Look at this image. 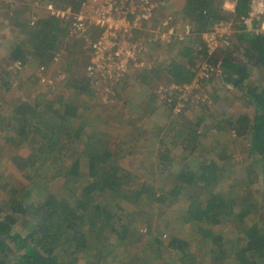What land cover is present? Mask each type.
<instances>
[{
    "label": "trees",
    "instance_id": "1",
    "mask_svg": "<svg viewBox=\"0 0 264 264\" xmlns=\"http://www.w3.org/2000/svg\"><path fill=\"white\" fill-rule=\"evenodd\" d=\"M46 1L61 7L71 5L78 11L86 0ZM212 1L187 0L185 3L186 15L197 20L200 32L223 18L233 19L235 26L241 27L238 20L247 12V0H238L235 12L227 11L231 16H225L223 9L214 11ZM9 12L6 11L5 18L14 22L20 29V35L26 37L17 42L10 52L11 60L26 61L27 55H32L40 60V64H49L68 36L69 22L41 18L33 27L21 22L22 10ZM236 37L248 43L246 54L255 62L241 63L233 58L232 50L238 47L237 43H233V48L223 56L222 77L233 86L244 88L245 99L252 104L254 111L251 115L231 114L224 108L221 111V88L209 91L208 87L214 81L213 76L206 82L204 91L213 100L215 110L203 117L214 119L218 129H234L240 141L246 138L247 155L243 167L247 183L241 190L235 188L226 194L216 189V179L221 178L225 171L226 150L222 151L219 159H206L199 152L197 168L183 163L175 169L168 149L164 148L163 136L159 138L158 169L152 176L148 173L149 178L142 179L135 170L120 162L121 141L94 124L95 119L97 121L101 116L97 111L92 115L90 103L76 104L58 99L40 106L20 102L12 109L7 121L6 118L0 119V126L3 131L12 134L11 144L16 139L26 140L31 146L32 157L18 158L13 153L17 158L13 159L14 162L28 180L23 190L11 185L0 173V264H78L80 254L89 247L94 248L91 264H99L110 258L118 245L124 244L123 238L126 239L131 230L127 223L131 222L133 228L137 226L132 212L143 213L146 210L153 213L154 203L172 207L183 201V197L187 202L184 220L188 223L205 222L208 227L202 230L204 236L212 238L219 246L210 258L211 264H222L231 251L236 264H264V84L251 86L247 82L253 68L251 65L264 66V33L239 31ZM175 53L188 61L192 58L191 48L187 46H182L181 52ZM176 58H170L165 66L170 80H191L193 73L186 68L185 61ZM147 74L138 73L136 76L148 81ZM71 80L78 97L89 89L86 76L81 79L71 77ZM218 117L221 118L216 119ZM197 120L194 125L191 121H184L189 127L180 153L184 160L198 150L201 119ZM78 157L88 159V183L82 187L76 184L79 178L72 174L71 169ZM59 176L75 183V187L71 188L72 194L77 197L75 204L50 189L51 182ZM124 180L134 182L135 186L126 185ZM260 180L263 184L257 187ZM2 192L6 196L1 197ZM123 201L134 202L132 212L127 211ZM225 216L243 226V231L236 234L232 250L224 246L223 233H214L210 229ZM16 225H20L21 229L16 230ZM117 228H121L123 236L111 244L108 230ZM151 243L162 247L159 237ZM169 246L183 253L189 242L173 235ZM196 259L197 256L191 254L184 262L196 264Z\"/></svg>",
    "mask_w": 264,
    "mask_h": 264
},
{
    "label": "rangeland",
    "instance_id": "2",
    "mask_svg": "<svg viewBox=\"0 0 264 264\" xmlns=\"http://www.w3.org/2000/svg\"><path fill=\"white\" fill-rule=\"evenodd\" d=\"M13 6L10 5L9 0H0V67L5 68L0 73V119L10 116L12 109L20 102L37 103L42 105L44 102L57 101L63 99L65 101L73 102L76 104L90 103L94 111H97L101 116L96 121L103 123L102 121H109L110 128L109 133H116L118 141L120 143L119 160L124 165L126 164L135 170L142 179H147L154 171H157V157L151 155L147 156V151L140 143L136 142V138L140 137L139 134L143 133L146 129L148 134L153 136V142H155V150H159L158 140L159 138L167 139L168 143L164 148L168 149L169 155L172 157V164L177 169L183 163L188 164L191 167L197 168L199 166V155L206 159H219V155L223 150H226L225 171L221 178H217L215 186L217 190L227 192L242 187L247 183V177L244 171V159L247 155L246 138L241 141L237 137L236 131L232 132L231 128L218 129L215 127V120L211 117H203L206 113L211 114L215 110V105L211 99L209 106H200L195 110L186 109L181 113H175L170 105L161 101L158 95V87L160 85H167L171 81L170 74L165 70V66L170 62V58L177 57L175 60H181L189 62L188 59L179 57L175 52H181L182 46L190 47L194 42L193 40H185L184 42L177 43L175 46L167 48V52L164 53L162 63L157 67L151 69V73L147 74L146 80L142 81L140 77L136 75L141 72H134L128 76L129 86L127 89L123 87L121 93H124L123 99L125 101L114 100L110 103L100 102L94 96V91L89 88L83 95L77 96L75 93L74 81L71 77H77L79 79L85 74V66L89 58V37H75L72 38L66 35L64 41L59 49L61 51L60 60L55 62L53 59L49 64H40V60L32 55H27L26 61H23V68L20 73H16L7 69L6 66L10 61V52L14 49L17 42L26 39L25 35H20L19 27L12 21L5 18V13L8 10L20 9L22 10L21 22L29 23L31 16L35 14L37 17L48 18V14L44 8L34 7L32 3L37 0H13ZM46 1V0H40ZM160 6L157 11V15L154 20H158L163 16V13L174 12L176 15L183 17L184 20L191 21L194 26L198 28L197 20L188 17L185 11V3L187 0H154ZM228 4L231 7L229 0H213L212 5L214 11L223 9L225 16H231L224 10ZM9 7V8H8ZM230 12V11H228ZM50 19V18H49ZM236 24V23H235ZM234 27L240 29L238 26ZM36 24L33 27H36ZM31 26V25H30ZM69 27V24H68ZM68 30V28H67ZM208 30V29H207ZM199 31V29H198ZM206 31V30H205ZM238 31V30H237ZM239 32V31H238ZM95 34V31L93 32ZM141 37L146 38L145 41L148 48L150 59L155 60L159 51L158 45L152 41H148V33L142 32ZM88 38V39H87ZM233 43H237L238 47H234L232 50V56L241 63L255 62V59H251L246 54V47L248 43L246 41L237 40L236 32L232 37L230 46L223 53H227V50L233 48ZM26 45H29L26 42ZM179 47V49H176ZM30 48V45L29 47ZM155 55V56H154ZM192 61V59L190 60ZM41 65H45V73L54 82V87H50L48 82H41L38 79L37 72ZM251 69V76L247 79V82L251 85H263L264 84V66H254ZM159 67V68H158ZM157 70V71H156ZM153 71V72H152ZM222 66L218 68L217 73L214 74V81L210 82L209 91L221 88L222 102L221 111L223 108L228 113H253L252 104H248L245 99V91L242 87L233 86L229 81H225L222 77ZM152 73H155L154 75ZM65 76V77H64ZM149 77V78H148ZM213 78V77H212ZM127 79V80H128ZM207 82V81H206ZM206 82H204V90H206ZM89 83V82H88ZM203 90V91H204ZM78 97V98H77ZM139 98V99H138ZM131 99V100H130ZM152 103H149V102ZM164 105V106H163ZM219 107V105H217ZM156 107V109H155ZM150 109H155L157 115H151ZM176 114V115H175ZM218 117L216 119H219ZM197 119H201V126L198 128L199 142L198 150L196 153L190 155L188 160L181 158L180 153L182 151V145L185 143V138H181L184 133L188 132V125H184L183 121H191L194 125L198 122ZM158 120V121H157ZM190 123V122H189ZM106 125L103 124V128ZM182 126V127H181ZM180 127V128H179ZM135 129V131H134ZM105 131L107 129L104 128ZM208 131V132H206ZM108 132V131H107ZM175 135L179 137L178 144L169 142V139ZM12 134L9 131H3L0 126V173L4 175L7 180L14 187L23 190L28 180L25 178L23 172L18 169L14 162L13 153L18 158L20 156L32 157L31 146L27 144L26 140L21 141L16 139L15 142H10ZM180 138L182 139L180 141ZM81 145V144H80ZM151 149V148H150ZM170 149V150H169ZM13 156V157H12ZM147 163H151L150 172L146 171L144 166H148ZM72 174L78 176V184L80 187L88 183V159L86 157H78L71 167ZM124 180L126 185L135 186V183ZM263 184L260 180L257 187ZM75 187V183L70 182L65 176H59L54 179L50 184V189L54 193H60L67 197V199L73 204L76 203L77 197L72 194L71 188ZM4 192L1 193V197H4ZM6 196V195H5ZM123 197H126L123 195ZM183 201L176 203L172 207L167 205H160L154 203L152 208L153 213H147L146 210L143 213H133L134 202L127 203L123 201V204L128 207L127 211L132 212V216L137 219V226L129 222L127 225L131 227L128 232L127 238L124 239V244L118 245L116 252L111 255L110 258L102 260L99 264H185L184 260L191 254L197 256L196 264H211V256L214 250H218L219 246L212 238L204 236L202 230L207 228L208 225L205 222L188 223L184 220L187 202L185 198ZM151 209V208H150ZM154 209V210H153ZM239 221V220H237ZM122 225V224H121ZM16 230L21 229L20 225H16ZM211 230L214 233H223L224 246L232 250L234 248L233 242L237 233L243 231V226L237 222L231 221L230 218L221 217L220 222L211 225ZM109 243L115 244L119 237L123 236L121 228L108 230ZM173 235L180 236L188 240L189 246L185 248L183 253L177 251L175 247L169 246V242ZM155 237H159L162 241V247L159 248L157 244L151 243ZM127 241V242H126ZM94 248L89 247L85 252L80 254L78 264H91ZM181 253V254H179ZM106 261L107 263H104ZM222 264H236V260L233 259L232 251L231 255L226 256L222 261ZM256 264V263H254Z\"/></svg>",
    "mask_w": 264,
    "mask_h": 264
},
{
    "label": "built area",
    "instance_id": "3",
    "mask_svg": "<svg viewBox=\"0 0 264 264\" xmlns=\"http://www.w3.org/2000/svg\"><path fill=\"white\" fill-rule=\"evenodd\" d=\"M229 1L231 7L226 4L224 10L235 12L238 0ZM247 1V12L238 20L240 29L234 27L233 19L223 18L202 32L191 21L184 20L174 12L163 13L158 20H154L161 6L154 0H86L78 11L70 5L61 7L51 1L37 0L32 5L44 8L50 19L69 22L70 37H89L90 54L85 74L95 98L105 104L117 97L129 75L150 72L162 63L168 47L187 39L193 40L190 46L192 61L185 63L186 68L193 73L192 79L171 81L158 87L159 98L178 114L189 108L196 110L202 105L209 106L211 98L203 91L204 82L211 79L221 67L223 53L230 46L235 32L264 33V0ZM9 2L13 6L14 1ZM39 19L33 14L28 22L35 26ZM142 32L148 33V41L158 45L155 60L149 58L151 54L146 38L140 36ZM60 54L61 51H58L53 57L57 63ZM6 66L8 70L20 73L23 61L11 60ZM45 70V65H41L37 72L38 79L54 87L53 80L46 75ZM0 71L3 72L2 67Z\"/></svg>",
    "mask_w": 264,
    "mask_h": 264
},
{
    "label": "crops",
    "instance_id": "4",
    "mask_svg": "<svg viewBox=\"0 0 264 264\" xmlns=\"http://www.w3.org/2000/svg\"><path fill=\"white\" fill-rule=\"evenodd\" d=\"M142 73H151V72H142ZM130 79V78H129ZM129 79L127 80V82H126V84H125V89H127V87L129 86ZM124 89V88H123ZM124 93H121V90L119 91V94L117 95V97L114 99V102L115 101H120L121 103H123L124 101H125V99H123V95ZM139 99V98H138ZM131 100V99H130ZM161 100V99H160ZM48 101H50L49 99H48ZM162 101V100H161ZM149 103H152L151 101L149 102ZM34 104V103H33ZM164 106V105H163ZM155 109H156V107H155ZM155 109H150L151 111H150V113L149 114H151V115H154L155 116V114L157 115V113H156V111H155ZM94 113V114H93ZM96 113H95V111H94V109L92 108V115H95ZM101 120H102V118H101ZM158 121V120H157ZM103 123H100V124H98L99 122H97L96 123V119H95V121H94V124H96L101 130H103V131H105L104 130V128L105 129H107V131H108V133L110 132L109 131V129H111L110 128V123H109V121H102ZM106 123V125L104 126V128H103V124H105ZM183 123H184V125H185V122L183 121ZM182 127V126H181ZM180 128V127H179ZM189 128V127H188ZM106 131V132H107ZM111 135H116V133H110ZM187 134H188V132H187ZM187 134H185L184 133V135L181 137V138H184V137H186L187 136ZM117 136V135H116ZM140 137H138V138H136V142L139 144L140 143V145L143 147V148H145L146 150H148L146 153H147V156L148 157H150L151 155H154L155 157H157V154H159V151H160V148H161V143H160V141L158 140V147H159V150L157 149V150H155L154 151V148H155V142H153V136L151 135V134H148L147 133V130L146 129H144L143 130V133L142 134H140L139 135ZM118 137V136H117ZM180 138V141L182 140ZM178 139H179V137H176L175 135H173V137H171V139H169V142H174V143H176V144H178L177 142H178ZM121 140H119V142H120ZM165 141V144L166 143H168V141H167V139L166 140H164ZM151 148V149H150ZM147 165L148 166H144V167H141V168H145L146 169V171H148L149 172V169L151 168V163H147Z\"/></svg>",
    "mask_w": 264,
    "mask_h": 264
},
{
    "label": "clouds",
    "instance_id": "5",
    "mask_svg": "<svg viewBox=\"0 0 264 264\" xmlns=\"http://www.w3.org/2000/svg\"><path fill=\"white\" fill-rule=\"evenodd\" d=\"M71 6V5H70ZM142 73V72H141Z\"/></svg>",
    "mask_w": 264,
    "mask_h": 264
}]
</instances>
